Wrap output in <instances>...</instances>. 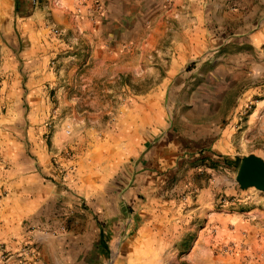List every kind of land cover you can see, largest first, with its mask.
I'll return each instance as SVG.
<instances>
[{"label":"rangeland","instance_id":"374dc122","mask_svg":"<svg viewBox=\"0 0 264 264\" xmlns=\"http://www.w3.org/2000/svg\"><path fill=\"white\" fill-rule=\"evenodd\" d=\"M23 2L17 18L0 0V222L26 221L6 202L31 151L60 222L30 232L81 234L87 264H264V181L237 180L245 158L264 165V0ZM210 84L226 93L214 136L188 114Z\"/></svg>","mask_w":264,"mask_h":264},{"label":"crops","instance_id":"0c3cea01","mask_svg":"<svg viewBox=\"0 0 264 264\" xmlns=\"http://www.w3.org/2000/svg\"><path fill=\"white\" fill-rule=\"evenodd\" d=\"M8 1L10 2L11 0ZM218 8L222 7L217 6ZM205 14L206 21L204 25L206 26V23L210 21L211 17L207 11ZM201 24L203 25V23ZM201 24L196 27L197 32L203 30ZM190 42L193 47L197 46L198 48L201 38L198 35H192ZM187 60L189 59L175 60L173 71ZM225 94V91L210 84L199 89L196 100L191 102L192 105L188 114L199 122L197 128L205 132H210V136H214L218 131L220 132L217 129H219L218 123L222 120L221 112L225 109L223 103ZM156 95L160 96L158 93ZM146 107L148 108L146 112L152 120L151 127H161L165 120L162 106L149 101L145 105ZM211 119L216 124L211 123ZM209 144L207 148L214 149L215 144L212 139ZM222 144L223 142L221 141ZM197 145H200V143H197ZM44 171L48 173L46 169ZM18 172L20 173V181L24 182L20 183L19 181L16 183L20 184V188L10 193V202L7 201L6 205L10 208L13 206L18 217L26 220V223L17 219L16 222H0V241L8 243L10 255H12L9 264H87L84 259H81V234L30 232L31 226L35 225L43 229L52 228L53 230L58 227V223L60 222L59 218L54 219L53 216L49 218L42 215V212H49L47 208L50 205L48 204L50 199L54 198L56 189L52 184H44L38 173L25 172L22 169ZM45 207L46 209H44ZM40 213L41 215H39ZM25 239L32 240L35 243L36 249L39 252L36 259L27 260L21 253L19 254V244ZM0 264H2L1 259Z\"/></svg>","mask_w":264,"mask_h":264},{"label":"trees","instance_id":"16d2710c","mask_svg":"<svg viewBox=\"0 0 264 264\" xmlns=\"http://www.w3.org/2000/svg\"><path fill=\"white\" fill-rule=\"evenodd\" d=\"M24 0H14V7H13V11H12V16H14V17H17V18H24V17H26V16H24V14H23V6H24V2H23ZM1 36H2V39L6 42V38H5V36L3 35V34H1ZM22 50V48L20 47V49L18 50V51H16L15 49H14V51H15V54L17 55V56H19V53H20V51ZM20 63H21V65H20V70L22 71V62H21V60H20ZM133 89L135 90V92L136 93H146V92H148L151 88H148V89H139V87H138V85H136V84H134L133 85ZM30 153H29V157H31L33 160H35V164H34V166H32V165H27V163L24 165V168L22 169L23 171H25V172H34V173H38L39 175H40V178H41V181H43V183L44 184H50L49 182H54V179L53 178H50V174H48V173H46L45 171H44V167L43 166H41V165H39V163L37 162V160H36V157L31 153V151H29ZM201 152H203V151H201ZM28 156H27V158H28ZM201 156H203V154L201 155ZM31 158H28L29 160H32ZM213 163V165L214 166H216L217 164V162H219V161H216V160H211ZM216 163H215V162ZM224 163H225V165H227L228 167H231V163H230V161H229V159L228 158H225V161H224ZM24 164V163H23ZM100 236H101V239H100V246L102 247V249L107 253V251H108V248H107V246L104 244V241H103V237H102V233L100 234Z\"/></svg>","mask_w":264,"mask_h":264},{"label":"water","instance_id":"95a60500","mask_svg":"<svg viewBox=\"0 0 264 264\" xmlns=\"http://www.w3.org/2000/svg\"><path fill=\"white\" fill-rule=\"evenodd\" d=\"M238 182L245 185L260 186L264 181V165L256 157H247L243 160L237 178Z\"/></svg>","mask_w":264,"mask_h":264},{"label":"built area","instance_id":"2783aa9c","mask_svg":"<svg viewBox=\"0 0 264 264\" xmlns=\"http://www.w3.org/2000/svg\"><path fill=\"white\" fill-rule=\"evenodd\" d=\"M23 251L27 254H30V247H24ZM11 257L12 255H10V252L7 251L6 246L3 243H0V259L2 261V264H9Z\"/></svg>","mask_w":264,"mask_h":264},{"label":"bare ground","instance_id":"6f19581e","mask_svg":"<svg viewBox=\"0 0 264 264\" xmlns=\"http://www.w3.org/2000/svg\"><path fill=\"white\" fill-rule=\"evenodd\" d=\"M197 260H198V262L202 263V259L201 258H198Z\"/></svg>","mask_w":264,"mask_h":264}]
</instances>
